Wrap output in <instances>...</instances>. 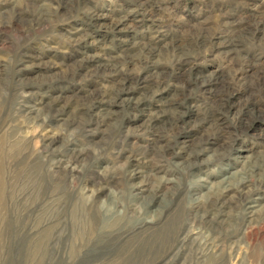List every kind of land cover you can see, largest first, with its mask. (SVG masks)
<instances>
[{
	"label": "rangeland",
	"instance_id": "374dc122",
	"mask_svg": "<svg viewBox=\"0 0 264 264\" xmlns=\"http://www.w3.org/2000/svg\"><path fill=\"white\" fill-rule=\"evenodd\" d=\"M0 264H264V0H0Z\"/></svg>",
	"mask_w": 264,
	"mask_h": 264
},
{
	"label": "bare ground",
	"instance_id": "6f19581e",
	"mask_svg": "<svg viewBox=\"0 0 264 264\" xmlns=\"http://www.w3.org/2000/svg\"><path fill=\"white\" fill-rule=\"evenodd\" d=\"M87 227V226H86Z\"/></svg>",
	"mask_w": 264,
	"mask_h": 264
}]
</instances>
